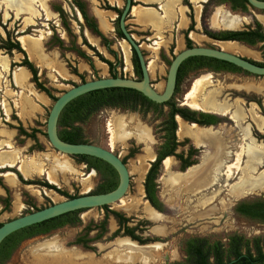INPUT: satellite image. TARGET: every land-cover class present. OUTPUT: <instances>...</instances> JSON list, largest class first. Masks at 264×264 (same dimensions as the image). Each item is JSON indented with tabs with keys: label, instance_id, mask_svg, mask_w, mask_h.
I'll return each instance as SVG.
<instances>
[{
	"label": "rangeland",
	"instance_id": "rangeland-1",
	"mask_svg": "<svg viewBox=\"0 0 264 264\" xmlns=\"http://www.w3.org/2000/svg\"><path fill=\"white\" fill-rule=\"evenodd\" d=\"M84 1L87 4L88 14L95 18L99 31L110 41V49L116 57H112L100 38L86 28L70 0H48L43 7L36 3L34 6L36 12L22 16H15L0 1V43L1 38L6 39L7 33L13 40L18 36L31 37L30 41L38 45L39 51L31 55L25 51L26 56L36 69L37 84L48 90L54 98L82 83V80L86 82L101 77H111L107 65L98 59L95 51L115 64L114 72L118 77L136 79L130 52L128 65L124 61L122 47L126 42L120 40L115 33L116 15L106 8L107 5L121 8L124 0ZM135 1L136 3L141 1L138 6L140 10L151 8L160 16L164 15V6H170L172 14L176 10V19L168 20L160 31L139 23L132 11L126 18L128 30L141 44L140 49L148 64L150 83L158 93H161L165 85L168 65L173 57L184 49L185 33L194 46L218 48L217 43H214L206 32L210 29L211 31L222 29L212 28L210 25L214 8L221 7L223 11L227 10L226 12L229 13V7L215 5L206 0L199 5L191 3L190 0H178L179 2L160 0L159 4L144 0ZM52 6H60L63 9L67 31L63 27L64 20ZM196 6L199 8L198 18H196ZM180 10H184L182 13L187 22L189 16L193 18L191 31H187L189 24L179 28ZM232 14L240 21L236 30L242 29L244 22L252 26L250 18L254 16V19L261 23L264 31V11L248 8L249 17L237 11L230 15ZM99 15L108 16L106 19L109 29L100 27ZM171 45H173L172 51H170ZM262 48L260 44L252 48L239 45L235 54L261 62L264 54ZM0 59L6 61V68L0 69V154H10L9 166H0V223H5L65 198L54 190L44 187L43 183L53 185L60 191L77 197L96 191L101 181L95 171L87 169L86 165L71 156L55 151L48 143L45 136L46 119L53 100L36 88L30 72L25 67L19 66L23 56L16 51L8 53L0 49ZM119 61L122 62L121 67ZM19 70L27 73L26 84L22 87L14 80ZM208 75H210L209 81L203 85L202 94L210 89L220 88L219 100L224 98V101L230 102L229 98L235 97V100L241 103L243 100L241 97L260 100L264 96V77L244 73L200 72L186 75L173 97V102L178 106H184L182 101L192 82L198 77ZM244 86H249L251 90L245 88L248 89L246 91ZM164 111H167V108H164ZM256 113L260 115L258 110ZM117 117H123L129 122L130 128L139 124L148 129L152 141L140 144L133 138L126 141L116 139L113 120ZM160 121L161 118L157 114L152 112L142 114L140 109L132 112L106 108L92 114L86 122L78 124L86 143L111 150L120 159L126 160L125 165L129 175L128 190L119 202L108 206L110 210L129 218V227L137 225L142 229L136 232L137 235L142 238L159 239L153 245H146L147 248H143L146 257L137 253V243L132 244L127 237L107 240L118 228L111 215L108 217L103 237L91 244L95 248L94 251H86L80 246L73 245L74 239L84 227L100 226L104 210L92 208L79 214L78 224L66 225L47 235L23 241L3 264H171L183 259V243L190 237L225 242L232 233H239L247 238L264 235V223L248 219L234 211L235 205L240 201L263 200L264 192L247 195L238 200L232 198L226 186L231 182L226 183L225 177L222 176L224 170L220 172L215 184L195 191H182V188H170L165 184L166 173L161 168L157 190L158 198L164 205V212L160 213V217L156 220L146 214L145 205L148 202L144 198L142 184L149 161L153 160L152 154L160 142L158 132ZM20 126L29 134L35 130L37 140L21 135L18 132ZM183 138L178 137L180 141ZM189 141L197 148L191 140ZM183 146L178 152L188 147L186 144ZM204 154L200 152V155ZM170 159L173 165L171 172L178 173V162L173 157ZM200 160L198 159V163ZM6 171L13 174L10 177L14 179L13 183H9L7 177L3 175ZM259 171L262 172L263 169L257 168L256 174ZM21 179L31 181L32 184H23ZM204 200L208 202L205 206H200ZM209 209L213 211L206 212ZM95 232H90L89 237H93Z\"/></svg>",
	"mask_w": 264,
	"mask_h": 264
},
{
	"label": "trees",
	"instance_id": "trees-1",
	"mask_svg": "<svg viewBox=\"0 0 264 264\" xmlns=\"http://www.w3.org/2000/svg\"><path fill=\"white\" fill-rule=\"evenodd\" d=\"M70 1L80 13L86 28L92 34L100 38L101 43L112 57H116L115 53L110 49V41L99 31L95 18L88 14L86 2L84 0ZM219 1L225 2L228 0ZM230 1L233 3V8L241 6L244 10L246 9V0ZM106 8L118 15V17L114 21L115 33L118 38H122L123 36L118 27V20L121 14V10L117 7H110L109 5H107ZM54 9L64 20L63 27L67 31L68 27L67 23L65 22L64 11L60 7H55ZM255 24L256 31L247 34L253 36L248 41L250 44H254L256 40L264 41V34L261 32V25L259 23ZM189 30H191V26L189 27ZM206 34L208 35V37L216 39L214 35L210 33ZM240 34L243 33H231L230 35L237 36ZM218 40H230V38L225 37ZM186 46L187 48L193 46L192 42L187 39V37ZM0 49H4L7 52L16 50L17 52L21 53L24 56L22 65L32 73L33 82L36 83V88L44 92L50 99L53 100V102L56 100V98L50 95L48 90L37 84L35 67L27 60L25 53L20 48L19 44L12 43L10 41L9 34H7L6 41H1ZM95 55L100 61L107 65L110 76L117 77L116 73L114 72L115 64L110 60L103 58L102 55H100L96 51ZM195 62H198L199 64L194 65V67L191 68H197V66H202L204 64H214L217 65L215 68L218 69H228L232 71L240 70L239 68L229 63L211 58H188L187 60L182 62V64L178 68L174 94L177 92L181 81L188 71L187 65H192ZM132 63L134 67V73L137 79L140 80L141 71L134 52ZM119 65L120 67L122 66L121 61H119ZM173 96L166 103L156 104L145 98L140 93L130 89H105L87 93L74 99L63 108L58 119V136L62 141L67 143H86L83 140L82 129L80 126H78V124L86 122L92 114H94L104 106H118L122 108H128L132 111L140 109L142 110V114H148L150 112L157 114L158 117L162 118V121L159 123L158 132H164V135L162 136V138L164 139V143L161 147L162 149H165V151L157 158V160L151 165L150 169L148 170L143 183V192L145 200L154 209L162 212L164 207L157 196V185L155 183V179L158 175V167L160 161L166 156L177 157V155L174 154L175 148L177 146L175 137L177 126L174 117L175 115H178L185 121L198 124L201 123L195 118V115L197 114L196 112L191 111L185 107H177L173 102ZM164 108H167V111H164ZM18 132L21 135H24L34 141L37 140L35 136V130H32V132L29 134L20 126L18 127ZM72 158H74L79 163L86 165L87 169H93L99 175L101 183L98 186L97 190L92 192L91 194L107 193L116 188L118 184V176L115 170L110 165L99 159L89 156H72ZM21 182L26 185L32 184L31 181H23L22 179ZM42 185L48 189L54 190L56 193L64 196L65 198L76 197L60 191L53 185H48L47 183H43ZM100 209L104 210V217L100 222V226L94 225L92 227H84L82 232L74 239L72 243L73 245H79L86 251H94L95 248L92 247L91 244L100 240L105 234L106 223L110 215L116 221L118 228L107 238V240L111 241L117 237H127L131 241L136 242L139 245H146L159 240L158 238H142L141 236L137 235L136 232H139L142 229H139L137 225L134 227H129L128 223L130 222V219L117 211L110 210L109 206H102L100 207ZM83 211L84 210L67 213L60 217L36 225H32L12 233L0 243V264H3L4 261L9 259L12 252L23 240L32 238L34 236L47 234L54 229L61 228L66 225L78 224L80 222L79 214ZM236 211L242 215L264 221V203H258L252 206L241 204L236 208ZM1 225L2 223H0V226ZM92 231H96L95 235L93 237H89V234ZM183 252V259L179 262H173L172 264H264V236H257L251 239H247L239 234H231L227 237V241L225 243L220 240L211 241L203 237H193L187 239L183 243Z\"/></svg>",
	"mask_w": 264,
	"mask_h": 264
},
{
	"label": "water",
	"instance_id": "water-1",
	"mask_svg": "<svg viewBox=\"0 0 264 264\" xmlns=\"http://www.w3.org/2000/svg\"><path fill=\"white\" fill-rule=\"evenodd\" d=\"M248 5L254 9L264 11V0H246ZM133 0H124L122 12L119 17L118 27L123 36V40L129 45L130 52L135 53L140 71L141 80L126 77H106L91 81L82 82L64 91L53 102L46 119V139L51 147L67 156H89L99 159L110 165L118 176L116 188L107 193L84 194L74 198H64L62 201L53 203L47 207L31 211L17 218L11 219L0 226V243L12 233L21 229L36 225L64 214L74 211L100 208L119 202L126 194L129 187V175L125 164L111 150H107L88 143H67L58 136V119L63 108L74 99L87 93L105 89H130L134 90L145 98L156 104H163L169 101L174 93L176 75L179 66L188 58L205 57L223 61L234 65L243 71L262 77L264 76V66H258L238 55L224 52L216 47L192 46L177 53L171 60L165 79L163 91L158 93L150 83L148 66L140 49V44L126 28V18L132 10ZM117 17V15H116ZM217 43H237L232 40H219ZM179 118V116H176ZM181 119V118H180ZM196 125V124H195ZM149 204V203H148ZM150 206V205H149ZM151 207V206H150ZM152 208V207H151ZM153 209V208H152ZM155 210V209H154ZM156 211V210H155ZM157 212V211H156ZM159 213V212H158ZM129 239V238H128ZM131 241V240H130ZM133 242V241H132ZM138 246H146L139 245ZM151 245V244H149Z\"/></svg>",
	"mask_w": 264,
	"mask_h": 264
},
{
	"label": "bare ground",
	"instance_id": "bare-ground-1",
	"mask_svg": "<svg viewBox=\"0 0 264 264\" xmlns=\"http://www.w3.org/2000/svg\"><path fill=\"white\" fill-rule=\"evenodd\" d=\"M45 1L46 0H40L39 4L43 7ZM3 2L7 8L11 9L15 13V15L35 12L33 8V0H3ZM132 13L134 15H137V8L134 7L132 9ZM106 15L98 16V23L102 29H109L110 27L106 19V17L108 16ZM171 16H172L171 7L164 6V15L162 16V18L171 19ZM149 18H150L149 20L152 21L150 16ZM210 23L212 27H221L222 29L238 28V26L240 25V21L237 17H235L234 15H230V13H227L226 11H223L221 7H218L214 10L210 19ZM18 41L20 42L22 48L29 55L36 54L39 51L38 45L34 42H31L30 39L26 36L18 37ZM217 46L218 49L231 54H235V51L239 49V46L236 43H218ZM122 48L124 52V61L126 65H128V58L130 52L129 45L125 43ZM5 68H6V61L0 59V69L3 70ZM20 73L15 74L14 76L15 79H19ZM209 77H210L209 75L201 76L196 78L192 82L189 91L185 94L183 98L182 105L197 110L215 109L223 113L225 112L227 113L229 110H231L230 116L232 117V119H234L235 121L240 120L242 118L241 108L237 103H235L232 106L228 105L225 101L221 105L217 104L216 102L217 98L221 96L220 88L213 90L210 89V91H207L204 94L201 93L203 90L202 87L204 84H206L209 81ZM248 89H250V87H248ZM198 98L200 101L198 100ZM251 118L256 123V125H259V123L261 122V121L259 122V117L256 116L255 113H253L252 111H251ZM177 123H178L177 125L178 137L189 136L197 145L207 144L212 148L213 153L212 155L203 156L198 166L189 169L185 174L182 175L172 174L171 173V169L173 166L172 161L170 158L166 159L162 164L163 170L166 173V179L164 181L165 184L170 188L171 187L182 188L183 189L182 191H195L201 188H206L208 186H211L223 169V164H224L223 141L219 138L217 134H213L209 131H205L202 129H197L199 127H197L194 124L191 125H194L195 127L188 126L178 117H177ZM113 126L115 128V138L119 139L120 141H125L129 137H134L138 141L144 144L151 141V137L148 129L140 126L139 124L135 126L132 125L133 127L130 128L129 122H126L123 117L115 118L113 120ZM146 150L147 151L149 150L148 147L146 148ZM244 154L247 158L244 166L239 168L240 155L238 156L237 163L234 166L235 170L238 169L240 171V178L237 184L229 187L228 193L232 198H238L246 194L256 193L264 190V173L259 174L257 177L250 176V174L254 173L255 171L254 165L260 163V161L264 159V145H257L254 142H250L249 145L245 147ZM9 155L10 154H0V166L2 165L9 166L8 164V160L10 158ZM231 172H232V168L230 167L226 171V175L228 174L230 176ZM4 175L8 177L13 176L11 172H7ZM207 202L208 200L202 201L200 203V206H205ZM212 211H213L212 209H209L206 212L210 213ZM145 212L150 218L154 220L160 217V213L158 214V212H155V210H153L148 205V203L145 205ZM206 212L203 211V213ZM206 215L209 214L206 213ZM198 216L201 217L199 214ZM131 243L134 244L133 242ZM143 248H147V247L138 246L137 253H141L142 256L146 257Z\"/></svg>",
	"mask_w": 264,
	"mask_h": 264
},
{
	"label": "flooded vegetation",
	"instance_id": "flooded-vegetation-1",
	"mask_svg": "<svg viewBox=\"0 0 264 264\" xmlns=\"http://www.w3.org/2000/svg\"><path fill=\"white\" fill-rule=\"evenodd\" d=\"M2 1L3 5H4V2L3 0H0ZM48 1V0H46ZM45 1V2H46ZM207 2L211 1L212 3H214L215 5H219V6H223V7H226L228 6L229 7V10L228 12L231 14L233 12H239L243 15H247L248 16V8H252L248 5H246V9L244 10L241 6H237L236 8H233V3L228 0V1H225V2H220L219 0H206ZM141 3V1H138ZM206 2V3H207ZM36 3H40V0H33V8L35 6ZM140 3H136L135 0H133V2L131 3L132 6H139ZM124 4V2H123ZM155 4V3H153ZM40 5V4H39ZM5 6V5H4ZM41 6V5H40ZM6 7V6H5ZM55 7H60V6H52L53 10L58 13L54 8ZM114 7H117V6H114ZM123 7V5H122ZM121 8H118V9H122ZM7 8V7H6ZM61 8V7H60ZM9 11L13 12L11 9L7 8ZM62 9V8H61ZM76 9V8H75ZM159 9V7H158ZM254 9V8H252ZM63 10V9H62ZM77 10V9H76ZM34 11L36 12L35 8H34ZM78 11V10H77ZM132 11V10H131ZM227 11V10H226ZM122 12V10H121ZM79 13V12H78ZM13 14L15 15V13L13 12ZM28 14H31V13H28ZM28 14H21V15H15V16H22V15H28ZM80 14V13H79ZM59 15V13H58ZM115 15H117L115 13ZM233 15V14H232ZM60 16V15H59ZM81 16V15H80ZM61 17V16H60ZM118 17V15H117ZM116 17V18H117ZM249 17V16H248ZM115 18V19H116ZM189 18V21H188V27H187V31L189 30V27L191 26V30H192V26H193V23H194V20L191 16L188 17ZM251 22H252V26L251 25H248L249 23H245L242 24L243 28L240 29V30H236L237 28H226V29H217L215 31H211L208 30L206 33H210L212 35H214V37L216 39H212L210 38L214 43H217L215 41H219L218 39H223L225 37H229L230 40L232 41H236L237 45H243V46H246V47H255L256 45L260 44L262 45V52H264V41H261V40H256V42L254 44H250L248 41L253 37V36H250V35H247L249 34L250 32H255L256 31V24L255 23H259L261 25L260 22L256 21L254 19V16H251ZM119 21V20H118ZM244 25H247V27H244ZM127 28V26H126ZM261 28H262V25H261ZM128 29V28H127ZM189 30V31H191ZM130 32V31H129ZM243 33V34H240V35H230L231 33ZM261 32L264 34V31L263 29L261 30ZM9 34V33H7ZM10 37V41L12 43H18L20 48L22 49V51L25 53V50L22 48L20 42L18 41V38L16 40H13L11 38V36L9 35ZM18 37H21V36H18ZM118 37V36H117ZM186 37H187V33H185L184 35V49L187 48L186 46ZM6 38H7V35H6ZM29 39L31 37H28ZM120 40H123V37L122 38H119ZM188 39V38H187ZM6 41V39H3L1 38V41ZM124 41V40H123ZM138 44H140L138 42ZM218 44V43H217ZM1 45V43H0ZM193 45V44H192ZM194 46V45H193ZM140 47H141V44H140ZM210 47H214V46H210ZM130 49V48H129ZM173 49V45L170 46V51H172ZM4 50V49H3ZM6 51V50H5ZM12 51H16V50H11L10 52ZM182 51V50H181ZM7 52V51H6ZM8 52V53H10ZM17 52V51H16ZM19 53V52H17ZM21 54V53H19ZM143 54V52H142ZM22 55V54H21ZM130 55H131V64H132V68H133V73H134V67H133V63H132V57H133V51H132V54L130 52ZM23 56V55H22ZM25 56H26V53H25ZM124 56V54H123ZM144 56V54H143ZM240 56V55H238ZM244 59H247L248 61L258 65V66H264V54L262 55V61L261 62H257V61H254V60H251V59H248L246 57H243V56H240ZM27 58V56H26ZM174 58V57H173ZM23 60H24V56H23ZM23 60L20 62L19 66L20 67H25L22 65V62ZM27 60L29 61V59L27 58ZM145 60V59H144ZM187 60V59H186ZM30 62V61H29ZM146 62V61H145ZM31 63V62H30ZM122 63V62H121ZM32 64V63H31ZM147 64V63H146ZM199 63L198 62H195L193 63L192 65H187L188 67V71L186 73V75H192L194 73H200V72H206V73H213V74H218V73H227V74H239V73H244V74H248V75H252V74H249L245 71H243L242 69H240L239 71H232V70H228V69H218V68H215L217 65H214V64H204L202 66H197V68H191V67H194V65H198ZM33 65V64H32ZM148 66V64H147ZM169 66V65H168ZM234 66V65H233ZM26 68V67H25ZM27 69V68H26ZM28 70V69H27ZM24 70H20L18 72H22ZM29 71V70H28ZM30 72V71H29ZM30 74L32 75V73L30 72ZM135 75V73H134ZM186 75L184 76V78L186 77ZM136 76V75H135ZM177 76V75H176ZM210 76V75H209ZM255 76V75H253ZM256 77H259V76H256ZM264 77V76H262ZM183 78V79H184ZM137 79V77H136ZM138 80V79H137ZM141 80V79H140ZM32 81H33V75H32ZM37 82V80H36ZM26 83H23V86H25ZM35 86H36V83H35ZM22 87V86H21ZM249 86H244V89L245 88H248ZM175 90V89H174ZM246 91L248 89H245ZM251 90V89H250ZM249 90V91H250ZM174 94V93H173ZM175 95V94H174ZM230 95H233L230 93ZM173 96V95H172ZM174 97V96H173ZM172 98V97H171ZM243 100H242V103L239 102L238 100H235L236 98L234 97H230L229 99H231L230 102H228V100H226L225 102L228 104V105H234L235 103H237L240 108H241V115H242V118L238 121H235L234 119H232V117L230 116V113H231V110H229L227 113H223L221 111H218V110H215V109H208V110H203V109H191L189 108L188 106H186L185 108L191 110V111H194L196 112L197 114L195 115V118L197 120H199L201 123L198 124V123H194V122H188V121H185L183 120L180 116L179 118H181V121H183L184 123H186L188 126H194L196 124L197 129H202V130H205V131H209L213 134H217L219 136V138L223 141V145H224V159H223V169L224 172L222 173V176L225 177V180H226V183L228 182H231V184H225L227 187H228V190H229V187L232 186V185H235L237 184L239 178H240V171L238 169H234V166L236 165L237 163V160H238V156L240 155V161H239V168L243 167L244 164L246 163V156L244 154V150H245V147H247L249 145L250 142H254L256 143L257 145H264V96L262 99L260 100H257V99H250V98H246V97H241ZM217 104L221 105L223 104L224 102V98H222L221 100H219V98H217ZM241 103V104H240ZM243 105V106H242ZM177 107H184V106H178L176 105ZM122 109V110H125V111H132V110H129L128 108H122V107H118V106H104L102 108H100L99 110L101 109ZM254 108V109H253ZM98 110V111H99ZM256 110H258V112L260 113V115H258L256 113ZM137 111V110H136ZM251 111L253 113H255L256 116L259 117V125H256V123L252 120L251 118ZM132 112H135V111H132ZM201 114V115H200ZM178 115H175L174 117V120L176 122V126L178 125L177 123V117ZM161 121H162V118H161ZM160 121V122H161ZM191 124H194V125H191ZM195 127V126H194ZM263 127V128H262ZM160 135H159V145L157 146V148L155 149L154 153L152 155H154L153 157V160L149 161V167L145 173V176L148 172V170L150 169L151 165L157 160V158L165 151V149H162V144L164 143V139L162 138V136L164 135V132H159ZM150 134V133H149ZM244 134V135H243ZM247 134V135H245ZM151 137V136H150ZM175 137H176V143H177V146L175 148V151H174V154L177 155V157L175 156H166L165 158H163L160 163H159V167H158V175L156 176V179H155V183L157 185V188H158V184H157V180L159 178V173H160V170L161 168L163 169L162 167V164L163 162L166 160V159H169L170 157L174 158L178 164H179V167H178V173H172V174H177V175H182V174H185L189 169L193 168V167H196L199 165L198 163V159H202L203 156H207V155H212L213 153V150L212 148L207 145V144H201V145H197L192 139L191 137L189 136H184V138L182 139V141H180L178 139V136H177V127H176V131H175ZM130 138H133L134 140H136L138 143L140 144H144L140 141H138L136 138L134 137H129L127 138L126 140L130 139ZM125 140V141H126ZM197 146V148L193 147V145L190 143V141ZM152 141V140H151ZM149 141V142H151ZM146 144V143H145ZM183 144H186L188 145L187 149L184 150V151H180L178 152V149L181 148V147H184ZM201 148V149H200ZM149 149V148H148ZM200 152H204L205 154L204 155H200ZM116 155V154H115ZM118 156V155H117ZM72 157V156H71ZM119 157V156H118ZM245 157V158H244ZM122 162L125 164V159H121ZM201 161V160H200ZM199 161V162H200ZM126 166V165H125ZM232 168V172H231V175L229 176L228 174L226 175V171L228 170V168ZM261 167L263 169L262 172H258L256 174V169ZM264 159H262L260 161V163L258 164H255L254 165V173L250 174V176L252 177H257L259 174L261 173H264ZM92 171H94L93 169H91ZM8 172V171H6ZM5 173V172H4ZM254 175V176H253ZM145 176H144V179H145ZM166 179V178H165ZM164 179V180H165ZM217 180V179H216ZM216 180L213 182V184H215ZM233 181V182H232ZM143 183H144V180H143ZM212 184V185H213ZM143 186V184H142ZM261 192H264L263 191H259V192H256V193H250V194H246V195H243L241 197H245L247 195H251V194H257V193H261ZM157 196H158V190H157ZM241 197H238V198H234L236 200L238 199H241ZM159 199V198H158ZM160 201V200H159ZM205 201V200H204ZM162 203V202H161ZM258 203H264V199L263 200H255V201H252V202H244V201H240L238 202L236 205H235V208H234V211L243 216V217H246L248 219H251V220H254V221H257L259 223H264V221L262 220H259V219H256V218H252V217H249V216H245V215H242L240 214L239 212L236 211V208L239 207L241 204L243 205H248V206H252V205H255V204H258ZM163 204V203H162ZM150 205V204H148ZM151 206V205H150ZM152 207V206H151ZM164 207V205H163ZM153 208V207H152ZM154 210V208H153ZM156 210V209H155ZM157 211V210H156ZM155 211V212H156ZM159 212V211H157ZM164 212V209L162 212H159V213H163ZM158 213V214H159ZM161 215V214H160ZM59 229V228H57ZM56 230V229H54ZM52 230V231H54ZM50 231V232H52ZM50 232H48L47 234H49ZM47 234H44V235H47ZM232 234H239V233H232ZM231 235V234H230ZM241 235V234H239ZM38 236H43V235H38ZM38 236H34V237H38ZM243 236V235H242ZM258 236H264V235H258ZM32 237V238H34ZM245 237V236H244ZM253 237H257V236H253ZM253 237H250V238H247V239H251ZM190 238H193V237H190ZM31 239V238H29ZM189 239V238H188ZM28 240V239H26ZM187 240V239H186ZM185 240V241H186ZM25 241V240H23ZM22 241V242H23ZM184 241V242H185ZM212 241V240H211ZM226 241H227V238H226ZM225 241V242H226ZM20 242V243H22ZM132 242V241H131ZM224 242V243H225ZM134 243V242H133ZM154 243V242H153ZM153 243H149L151 245H153ZM149 244H146V245H149ZM79 246V245H77ZM184 254V252H183ZM181 261V260H180ZM175 262H179V261H175ZM173 263V262H172ZM171 263V264H172Z\"/></svg>",
	"mask_w": 264,
	"mask_h": 264
},
{
	"label": "crops",
	"instance_id": "crops-1",
	"mask_svg": "<svg viewBox=\"0 0 264 264\" xmlns=\"http://www.w3.org/2000/svg\"><path fill=\"white\" fill-rule=\"evenodd\" d=\"M144 1L149 2V3H157V4H159V2H160V0H144ZM204 1L205 0H190V2L195 4V5H199L200 2H204ZM175 2H179V1L176 0ZM173 4H174V2H173ZM134 7L137 8V15H134V16L138 19V22L141 23L142 25L147 26V27H151V28L155 29L156 31H160L162 26L165 25L168 22V20H175L176 19V10H175L174 14H172L171 19H167V18L163 19L162 16H160L159 13L157 11H155L154 9L147 8L145 10H140L138 6H134ZM134 7H132V9ZM216 8H218V7H216ZM196 9H197L196 10V18H198V16H199L198 6H196ZM182 12H184V10L183 11L180 10L181 17L179 19V24H178L179 28H182V27H185L188 25V22H187V20H186V18ZM149 16L151 17L152 21L149 20L150 19ZM210 25H211V23H210ZM212 28H214V27H212ZM18 73H20V72H17L16 74H18ZM14 80L18 86H23V83H26V80H27V73L25 71H22V73H20L19 79H15V77H14ZM5 173H7V172H5ZM6 177H7V180L9 183H13V181H14L13 178H10L8 176H6Z\"/></svg>",
	"mask_w": 264,
	"mask_h": 264
}]
</instances>
